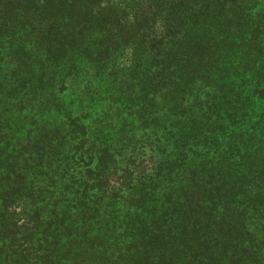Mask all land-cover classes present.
<instances>
[{
  "label": "trees",
  "instance_id": "16d2710c",
  "mask_svg": "<svg viewBox=\"0 0 264 264\" xmlns=\"http://www.w3.org/2000/svg\"><path fill=\"white\" fill-rule=\"evenodd\" d=\"M262 1L121 0L120 15L114 0H0V264H264ZM227 44L246 60L226 63ZM146 63L160 88L202 77L219 94L176 127L147 117L146 144L76 109L82 77L93 100L131 96L118 116L138 111L128 77Z\"/></svg>",
  "mask_w": 264,
  "mask_h": 264
},
{
  "label": "rangeland",
  "instance_id": "374dc122",
  "mask_svg": "<svg viewBox=\"0 0 264 264\" xmlns=\"http://www.w3.org/2000/svg\"><path fill=\"white\" fill-rule=\"evenodd\" d=\"M260 4H264V1L260 2ZM114 10L116 13L120 15H125L121 11L122 4L121 0H114ZM259 8V7H258ZM257 8V10H259ZM34 17V15L32 16ZM139 26L144 27L143 20L137 19ZM123 24H125L127 30L135 29L134 26L131 25V21L123 19ZM129 24V25H128ZM214 40L216 44H219V51L221 46H223L222 35H219L213 30ZM236 36V35H235ZM235 36L233 38H235ZM116 45V44H115ZM215 46V45H214ZM216 46L214 47V49ZM217 51V52H219ZM223 54H225V62L228 63L230 59L236 60L240 55H243V60H246V53H243V49L239 45H228L224 46L222 49ZM127 54H124V51H119L116 63L118 64V68H126L128 67V58ZM87 64L83 63L85 67ZM68 69L64 68L58 71L57 76L62 77L64 74H67ZM157 69L154 66H150L149 63H146L141 70L134 74L132 82H128L131 84V91L133 93L132 97H136L138 101L143 102L144 107H137L138 111L135 110H127L125 112H121L122 115L118 116L119 111H123L125 107L124 104L130 102L129 95L125 97L119 98V91L116 89V96H110L107 100H105L106 96L103 93L100 97H97L95 100L91 99L90 96H86L85 92L81 93L83 78H76L74 84L71 86L67 85V87L71 90V92H75L78 96H81V102L78 103L75 101L76 109L80 112H84V115H89V122L95 126L96 119L94 118V112H98L99 116L106 121L110 120V128H115V133L117 136H131L137 140H142L143 143L146 144V118L149 117L153 119V116L161 114V120H157V125L160 124V127H167L168 125H173L176 127L178 122L181 120L177 119L178 116H181L182 112L187 110L191 106L199 107L201 104L205 103L208 99L211 98L212 91H217L214 87L207 86L204 83V79L199 77L193 83H191V88L186 92L179 90L177 87L174 88L170 86L169 88H160L157 84ZM227 80V79H226ZM228 82L231 79L227 80ZM102 83V82H101ZM100 83V84H101ZM169 83V82H168ZM160 91V94H157L156 97H151V91ZM98 89V88H97ZM103 88H99L98 90H102ZM211 91V92H210ZM217 94L219 92L217 91ZM76 96V95H75ZM103 98L104 100H101ZM117 99V100H114ZM69 100V95L66 97V101ZM155 104L158 108V112H154L151 107H148L147 104ZM166 106V107H165ZM163 111L160 112L161 109ZM152 110V111H151ZM152 112V113H151ZM200 115V120L205 121V117L202 118ZM97 117V116H96ZM100 119V118H99ZM98 119V120H99ZM132 123V124H131ZM123 129L125 132L123 133ZM145 155L141 153L139 155L138 161H143L145 167L147 166L146 153Z\"/></svg>",
  "mask_w": 264,
  "mask_h": 264
}]
</instances>
